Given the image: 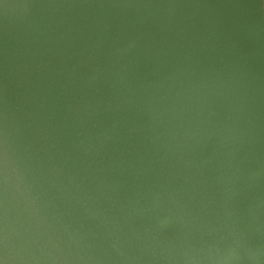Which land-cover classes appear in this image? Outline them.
I'll use <instances>...</instances> for the list:
<instances>
[{
  "label": "water",
  "instance_id": "obj_1",
  "mask_svg": "<svg viewBox=\"0 0 264 264\" xmlns=\"http://www.w3.org/2000/svg\"><path fill=\"white\" fill-rule=\"evenodd\" d=\"M0 264H264V0H0Z\"/></svg>",
  "mask_w": 264,
  "mask_h": 264
}]
</instances>
